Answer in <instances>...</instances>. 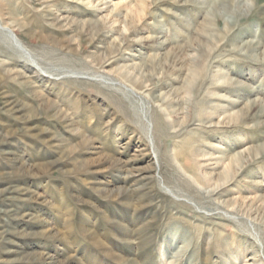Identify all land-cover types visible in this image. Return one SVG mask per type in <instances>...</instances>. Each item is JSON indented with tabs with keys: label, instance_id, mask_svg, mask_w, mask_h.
<instances>
[{
	"label": "rangeland",
	"instance_id": "rangeland-1",
	"mask_svg": "<svg viewBox=\"0 0 264 264\" xmlns=\"http://www.w3.org/2000/svg\"><path fill=\"white\" fill-rule=\"evenodd\" d=\"M0 25V264H264V0Z\"/></svg>",
	"mask_w": 264,
	"mask_h": 264
},
{
	"label": "bare ground",
	"instance_id": "bare-ground-1",
	"mask_svg": "<svg viewBox=\"0 0 264 264\" xmlns=\"http://www.w3.org/2000/svg\"><path fill=\"white\" fill-rule=\"evenodd\" d=\"M0 30L4 31L5 33L9 34L8 36H10L12 43L14 44V46L21 52L25 53V49L22 47V45L20 44V42H18V40H16L15 38H13L10 34L11 31L3 26L0 25Z\"/></svg>",
	"mask_w": 264,
	"mask_h": 264
}]
</instances>
